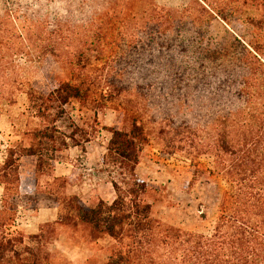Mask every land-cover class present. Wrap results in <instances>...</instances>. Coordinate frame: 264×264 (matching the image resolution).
<instances>
[{
	"label": "trees",
	"instance_id": "trees-1",
	"mask_svg": "<svg viewBox=\"0 0 264 264\" xmlns=\"http://www.w3.org/2000/svg\"><path fill=\"white\" fill-rule=\"evenodd\" d=\"M40 1L0 0V87L9 85L12 57L40 61L60 55L72 41L78 43L64 59L65 77L26 90L37 116L49 120L32 133L37 143L55 141L63 133L50 109L56 108L60 117L62 106L72 100L101 104L122 94L125 101H115L116 107L131 115L128 129L107 127L110 138L102 162L110 174L118 173L110 179L115 194L111 201L88 203L54 189L52 185L63 181L54 176L25 203L55 207L56 219L25 234L14 224L18 198L2 196L0 264H55L48 245L57 225L80 230L79 236L88 241L111 238L104 264H264V0H190L180 7L154 0H111L83 22L56 13L48 20L46 9L35 8ZM63 1L69 6L67 14L81 13L83 4L94 2L77 0L71 8L70 0ZM245 11L255 15L243 17ZM216 17L229 26L220 37L210 32ZM130 72L137 84L132 91L121 83ZM141 82L167 98L191 90L210 100L212 133L206 141L199 136L206 127H194L180 116L166 117L159 128L170 151L187 152L198 167L202 150L210 158L204 169L224 180L216 220L207 234L163 223L144 199L150 184L135 173L147 139L138 114ZM74 133L65 137L83 148ZM39 151L30 145L26 154ZM14 154L10 148L0 162L5 193L13 188L12 179L14 187L19 185Z\"/></svg>",
	"mask_w": 264,
	"mask_h": 264
},
{
	"label": "rangeland",
	"instance_id": "rangeland-1",
	"mask_svg": "<svg viewBox=\"0 0 264 264\" xmlns=\"http://www.w3.org/2000/svg\"><path fill=\"white\" fill-rule=\"evenodd\" d=\"M75 1H69L71 8L77 6ZM93 1L83 4L80 7L81 13L67 14L64 9L69 6L63 0H55L53 3L42 0L35 8L41 12L46 9L48 12L45 18L48 20L56 13L58 18L66 16L70 20L83 22L111 0ZM154 1L159 5L180 7L190 0ZM214 2L219 4V0ZM248 15L255 14L250 11L243 13V17ZM226 29L229 26L220 17H216L211 23L210 32L220 37ZM77 44L72 41L69 49L62 47L60 55H47L40 61L29 60L23 55H16L14 59L12 57L9 85L0 87V162L7 151L14 148L18 169L13 174L19 177L18 187H14L17 183L12 179L14 186L7 193L0 182V209L4 194H10L9 199L11 196L18 198L14 224L25 234L35 233L38 226L47 221L42 215L45 208H51L57 215L55 207L32 208L25 203L29 197L37 196L34 193L37 188H47L54 176L63 178L59 186L52 185L54 189L77 194L88 203L98 199L109 202L115 196L110 179L112 176L118 178V173L114 171L110 174V167L102 162V156L110 138L107 127L129 128L131 111L122 114L116 107L117 101H125L122 94L112 102L103 100L101 104L81 105L77 100H72L62 106L64 113L60 117H56V108H51V115L56 118L54 125L63 133H59L55 141L43 139L45 144L41 145L32 135L49 120L37 116L26 90L30 86L36 87L51 79L65 77L67 69L64 59ZM131 75V72L124 74L121 82L127 85L129 91L137 85ZM141 86L138 114L145 124L147 139L143 142L135 173L139 179L150 184L151 189L144 195V199L151 204L152 215L163 223L207 234L212 231L216 220L224 180L220 175L204 169L210 166V158L207 154H201L202 150L199 154L202 163L198 167L187 152L170 151L159 128L166 117L180 116L194 127H206V132L199 131V136L202 138L204 135L206 141L212 133L213 107L210 100L203 95H193L191 90L175 91L167 98L158 89L153 94L152 88H147L144 82H141ZM71 132H75V138L81 141L83 148L72 145L71 140L65 137ZM62 138H65L66 144L61 141ZM86 138L88 141H85ZM30 145L39 148L40 153L27 155L26 150ZM56 230V235L48 245L55 264H104L106 261L111 238L88 241L79 236L80 230L74 231L67 225H57Z\"/></svg>",
	"mask_w": 264,
	"mask_h": 264
},
{
	"label": "crops",
	"instance_id": "crops-1",
	"mask_svg": "<svg viewBox=\"0 0 264 264\" xmlns=\"http://www.w3.org/2000/svg\"><path fill=\"white\" fill-rule=\"evenodd\" d=\"M44 210H45V212L42 215H43V217H45V219H47V221H52L55 219L54 217H56V213L54 214V212H53V210H51V208H45Z\"/></svg>",
	"mask_w": 264,
	"mask_h": 264
}]
</instances>
